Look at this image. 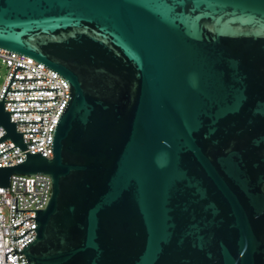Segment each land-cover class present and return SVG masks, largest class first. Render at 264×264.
I'll use <instances>...</instances> for the list:
<instances>
[{"label": "water", "instance_id": "1", "mask_svg": "<svg viewBox=\"0 0 264 264\" xmlns=\"http://www.w3.org/2000/svg\"><path fill=\"white\" fill-rule=\"evenodd\" d=\"M0 48L69 87L51 159L3 103L55 99L3 100L55 89L0 101V188L51 180L27 264H264V0H0Z\"/></svg>", "mask_w": 264, "mask_h": 264}, {"label": "built area", "instance_id": "2", "mask_svg": "<svg viewBox=\"0 0 264 264\" xmlns=\"http://www.w3.org/2000/svg\"><path fill=\"white\" fill-rule=\"evenodd\" d=\"M16 66L26 70H16L13 80H45L11 81L8 91L55 89L57 92L55 93V90L7 92L3 100L55 99V101L3 103L5 112L50 111L9 113V117L11 123L41 122L40 119L42 118L43 126L41 123H16L15 131L17 133L40 132L38 134H22L23 143H34L26 144V152L30 154L40 152L44 158L51 159L53 155L51 142L54 129L69 98L68 84L62 77L34 59L0 48V69H6L5 79L0 87V101ZM5 134L6 131L0 126V137ZM13 147L15 146L10 139L5 140L0 143V154ZM26 152L15 147L0 155V167H13L24 162ZM50 195L51 180L46 175H10L9 189L0 188V264H27L25 256L19 252H22L23 248L31 243L36 236V232L33 230L36 228L35 221L30 219L35 218V212H15L16 198L17 210H43L47 206ZM12 250L18 253L12 256L14 253ZM5 253H8L7 263H5Z\"/></svg>", "mask_w": 264, "mask_h": 264}, {"label": "rangeland", "instance_id": "3", "mask_svg": "<svg viewBox=\"0 0 264 264\" xmlns=\"http://www.w3.org/2000/svg\"><path fill=\"white\" fill-rule=\"evenodd\" d=\"M6 76V69L5 68H1L0 69V87L2 86L4 79Z\"/></svg>", "mask_w": 264, "mask_h": 264}]
</instances>
